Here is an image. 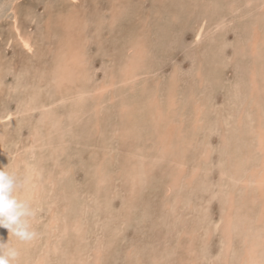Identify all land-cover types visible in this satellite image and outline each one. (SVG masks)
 I'll use <instances>...</instances> for the list:
<instances>
[{
  "label": "rangeland",
  "instance_id": "374dc122",
  "mask_svg": "<svg viewBox=\"0 0 264 264\" xmlns=\"http://www.w3.org/2000/svg\"><path fill=\"white\" fill-rule=\"evenodd\" d=\"M263 15L0 0V264H264Z\"/></svg>",
  "mask_w": 264,
  "mask_h": 264
},
{
  "label": "bare ground",
  "instance_id": "6f19581e",
  "mask_svg": "<svg viewBox=\"0 0 264 264\" xmlns=\"http://www.w3.org/2000/svg\"><path fill=\"white\" fill-rule=\"evenodd\" d=\"M73 1H77V0H73ZM16 2V1H15ZM16 4H18V3H16ZM92 4V3H91ZM78 5V4H77ZM17 6V5H16ZM230 6V5H229ZM15 7V6H14ZM227 7V6H226ZM232 8V7H231ZM229 9V8H228ZM229 11V10H228ZM83 12V11H82ZM109 13V12H108ZM106 14V13H105ZM109 15V14H108ZM113 15V14H112ZM74 16V15H73ZM115 16V15H114ZM264 16V15H263ZM89 17V16H88ZM65 19H66V16H65ZM97 20V19H96ZM75 21V20H74ZM136 22V21H135ZM264 22V21H263ZM72 23V22H71ZM115 23V22H114ZM222 23V22H221ZM218 24V23H217ZM220 24V23H219ZM264 24V23H263ZM41 25V24H40ZM215 25V24H214ZM65 26V25H64ZM224 26V25H223ZM223 26H222V28H223ZM255 26V25H254ZM112 27V26H111ZM258 27H259V25H258ZM65 28V27H64ZM247 29H248V27H247ZM67 30V29H66ZM258 30H259V28H258ZM264 30V29H263ZM44 31V30H43ZM52 31V30H51ZM251 31V30H250ZM17 32V31H16ZM112 32V31H111ZM130 32V31H129ZM132 32V31H131ZM200 32V31H199ZM252 32V31H251ZM251 32L249 33V34H251ZM214 34V33H213ZM68 35V34H67ZM225 35V34H224ZM258 35H255V38L253 37V39H254V41H256V39H258L259 40V38L261 37L260 35V37L258 38L257 37ZM263 36V35H262ZM204 37V36H203ZM76 38V37H75ZM221 39H223L222 37H221ZM137 40V39H136ZM220 40V39H219ZM22 41H23V43H24V46H25V48L27 47V48H29L30 50H31V48H30V42H29V40L28 39H24V38H22ZM33 41V40H32ZM70 41V40H69ZM198 41V40H197ZM221 41V40H220ZM71 42V41H70ZM252 42V41H251ZM258 42V41H257ZM77 43V42H76ZM125 43V42H124ZM128 43V42H127ZM254 43V42H253ZM216 44V43H215ZM257 44V43H256ZM262 44V43H261ZM66 45V44H65ZM105 45V44H104ZM135 45V44H134ZM222 45V44H221ZM41 46V45H40ZM67 46V45H66ZM83 46V45H82ZM120 46V45H119ZM126 46V45H125ZM210 46H211V44H210ZM220 46V45H219ZM138 47V46H137ZM205 47V46H204ZM80 48V47H79ZM128 48V47H127ZM141 48V47H140ZM212 48V47H211ZM217 48V47H216ZM220 48V47H219ZM218 48V49H219ZM261 48V47H260ZM264 48V47H263ZM77 50V48H72V49H70V47H69V49H68V51L65 53L66 54V58H64V60L62 61V63L60 64V70H59V77H60V79L62 80V82H65V81H68L69 80V77H70V75L71 74H73L74 72H76L77 71V69H76V66H75V63L76 64H80V57L78 56V54H77V52H75ZM141 50V49H140ZM48 51V50H47ZM204 51V50H203ZM211 51V50H210ZM209 51V52H210ZM242 51H244V50H242ZM83 53V52H82ZM213 53V52H212ZM56 54V53H55ZM234 54V53H233ZM82 55V54H81ZM264 57V56H263ZM212 59V58H211ZM210 60V59H209ZM217 60V59H216ZM262 60V59H261ZM209 62V61H208ZM131 64H132V62H131ZM134 64V63H133ZM132 64V65H133ZM210 64V63H209ZM213 64V63H212ZM83 65V64H82ZM130 65V64H129ZM132 65H130V67L129 66H127V69H126V74H125V78L127 79V78H129L130 77V75H131V73H130V70H131V68H132ZM253 65V64H252ZM255 65V64H254ZM262 66H260V68H261ZM90 69V68H89ZM255 69V68H254ZM256 70V69H255ZM256 71H258V70H256ZM80 73V72H79ZM259 73V72H258ZM81 74V73H80ZM172 74V73H171ZM250 74V73H249ZM260 75V74H259ZM259 77V76H258ZM124 78V79H125ZM20 82V81H19ZM257 82V81H256ZM111 84V83H110ZM112 85V84H111ZM108 86V85H107ZM131 86V85H130ZM252 86V85H251ZM105 87L106 86H104V90H105ZM112 87V86H111ZM114 87V86H113ZM107 88H109V87H107ZM201 88V87H200ZM100 89V88H99ZM190 89V88H189ZM102 90H103V88H102ZM234 91H237V90H234ZM259 91V90H258ZM263 91V90H262ZM36 92V91H35ZM237 93V92H236ZM181 94V93H180ZM264 94V93H263ZM162 95H164V94H162ZM166 95V94H165ZM168 95V94H167ZM173 95V94H172ZM88 96V95H87ZM90 96H92V95H90ZM113 96V95H112ZM168 96H170V94L168 95ZM259 96H261V95H259ZM263 96V95H262ZM37 97V96H36ZM108 97V96H107ZM87 98V97H86ZM89 98V97H88ZM112 98V97H111ZM119 98V97H118ZM122 98V97H121ZM173 98V97H172ZM175 98H176V96H175ZM106 99V98H105ZM120 99V98H119ZM164 99V98H163ZM116 100H117V98H116ZM121 100V99H120ZM157 101H158V99H156ZM166 100V99H165ZM169 100V99H168ZM170 100H171V97H170ZM173 100V99H172ZM171 100V101H172ZM185 100H188V99H185ZM104 101V100H103ZM119 101V100H118ZM129 101V100H128ZM108 102V101H107ZM124 102V101H123ZM136 102H140V101H137L136 100ZM159 102V101H158ZM170 102V101H169ZM172 102H174V100L172 101ZM25 103V102H24ZM109 103V102H108ZM121 103H122V101H121ZM145 103V102H144ZM181 103V102H180ZM189 103V102H188ZM124 104V103H123ZM172 104H174V103H171L170 105H168L169 107L172 105ZM178 104H179V102H178ZM184 104V103H183ZM238 104V103H237ZM101 105V104H100ZM129 105V104H128ZM195 105V104H194ZM116 106V105H115ZM167 106V105H166ZM92 107V106H91ZM128 107V106H127ZM123 108V107H122ZM176 108V107H175ZM196 108V107H195ZM124 110H125V108H123ZM168 109V108H167ZM172 109V108H171ZM194 109V108H193ZM129 110V109H128ZM152 110V109H151ZM156 110V109H155ZM161 110H163V109H161ZM170 110V109H169ZM178 110V109H177ZM158 110H156V112H157ZM207 111V110H206ZM95 112V111H94ZM93 112V113H94ZM152 112V111H151ZM159 113H161V112H159ZM23 114V113H22ZM175 114V113H174ZM161 115V114H160ZM165 115V114H164ZM170 115V114H169ZM187 115V114H186ZM205 115V114H204ZM122 116H124V115H122ZM159 116V115H158ZM178 116V115H177ZM132 117H133V115H132ZM165 117V116H164ZM181 118V117H180ZM202 118V117H201ZM77 119V118H76ZM128 119V118H127ZM76 122V121H75ZM159 122V121H158ZM173 122V121H172ZM206 122H208V121H206ZM182 123V122H181ZM202 124V123H201ZM209 124V123H208ZM175 126H176V124H175ZM202 126V125H201ZM208 126V125H207ZM261 126V125H260ZM259 126V127H260ZM96 127V126H95ZM198 127V126H197ZM196 128V127H195ZM204 128V127H203ZM252 128V127H251ZM159 129V128H158ZM183 129V128H182ZM200 129V128H199ZM65 130V129H64ZM97 130H98V128H97ZM54 131V130H53ZM157 131V130H156ZM73 132V131H72ZM48 133V132H47ZM103 133V132H102ZM195 135V134H194ZM264 135V134H263ZM207 137V136H206ZM259 137V136H258ZM170 139V138H169ZM191 139V138H190ZM264 139V138H263ZM264 142V141H263ZM164 143V142H163ZM184 143V142H183ZM182 143V144H183ZM191 144V143H190ZM189 144V145H190ZM195 144V143H194ZM261 147V146H260ZM191 148V147H190ZM198 148V147H197ZM186 150V149H185ZM191 150V149H190ZM187 156V155H186ZM253 157V156H252ZM181 160V159H180ZM42 161V160H41ZM199 163H201V161L199 162ZM192 164V163H191ZM181 165H184V164H181ZM197 165H199V164H197ZM259 166V165H258ZM263 166V165H262ZM20 168V167H19ZM181 168V167H180ZM248 170V169H247ZM263 170V169H262ZM153 171V170H152ZM21 173V172H20ZM185 173V172H184ZM264 173V172H263ZM234 174V173H233ZM262 174V173H261ZM251 177V176H250ZM2 178H4V177H2ZM43 178V177H42ZM151 178V177H150ZM253 179H254V177H253ZM4 180H5V178H4ZM237 181V180H236ZM256 181V182H255ZM255 181H253V182H255V183H257V184H259V185H264V175L262 176V177H256V179H255ZM47 182H48V180H47ZM44 185V184H43ZM245 185V184H244ZM257 186V185H256ZM261 187V186H260ZM21 188V187H20ZM32 189V188H31ZM264 188H262V190H263ZM237 190V189H236ZM175 191V190H174ZM27 192V191H26ZM235 192V191H234ZM261 192V191H260ZM259 192V193H260ZM30 193V192H29ZM258 195V194H257ZM260 195V194H259ZM262 195V194H261ZM260 195V196H261ZM264 200V199H263ZM20 202V201H19ZM242 217H244V216H242ZM24 225V224H23ZM195 228V227H194ZM246 228V227H245ZM55 229V228H54ZM54 232V231H53ZM8 233V232H7ZM198 236V235H197ZM253 245H254V243H253ZM9 246V245H8ZM251 248V247H250ZM251 250V249H250ZM249 250V251H250ZM261 250V249H260ZM252 253V252H251ZM185 255V254H184ZM253 255V254H252ZM250 257H253V256H250ZM249 257V258H250ZM198 258V257H197ZM185 259H186V257H185ZM261 259V258H260ZM1 260V259H0ZM193 260V259H192ZM251 260V259H250ZM249 260V261H250ZM252 262H254L253 261V259L251 260ZM187 262V261H186ZM189 263V262H188ZM250 264H251V262H250Z\"/></svg>",
  "mask_w": 264,
  "mask_h": 264
}]
</instances>
